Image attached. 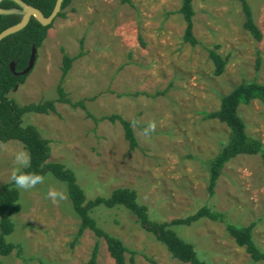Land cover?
Masks as SVG:
<instances>
[{"label": "rangeland", "instance_id": "rangeland-1", "mask_svg": "<svg viewBox=\"0 0 264 264\" xmlns=\"http://www.w3.org/2000/svg\"><path fill=\"white\" fill-rule=\"evenodd\" d=\"M246 2L260 41L244 30L236 0H193L192 32L198 45L192 47L183 40L181 0H72L64 17L51 23L32 70L8 98L19 106L57 101L61 85L72 104L83 101L85 109L56 103L55 113L25 114L22 124L36 127L49 141L50 161L74 173L88 200L127 188L136 192L155 222L185 218L206 205L234 225L254 224L253 241L264 252L260 158H235L225 165L214 196L206 193V163L233 137L231 129L206 116L241 83L264 86V0ZM214 46L226 62L218 77L206 51ZM63 53L74 59L64 78ZM237 113L246 134L264 148V103L253 100ZM112 115L132 122L137 149L129 151L118 122L102 120ZM149 123L155 129L145 135ZM20 153L27 155L18 142L0 143V186L20 167ZM17 189L20 211L11 218L14 230L6 240L21 246L22 259L13 251L0 256V264H89L96 242L95 264H113L104 241L90 231L74 242L80 221L65 184L46 175L31 189ZM50 191L65 198L53 200ZM90 215L135 253L132 263L125 255L126 264H182L124 208L98 207ZM171 229L205 264H253L221 222L201 219Z\"/></svg>", "mask_w": 264, "mask_h": 264}, {"label": "trees", "instance_id": "trees-1", "mask_svg": "<svg viewBox=\"0 0 264 264\" xmlns=\"http://www.w3.org/2000/svg\"><path fill=\"white\" fill-rule=\"evenodd\" d=\"M25 6L33 7L40 11L44 17H48L55 5L56 0H20ZM193 0H181L179 13L185 22V31L183 40L185 43L194 47L198 42L193 36L194 16L192 8ZM241 6L244 15L243 28L255 41H260L262 35L254 24L251 10L246 0H236ZM72 0H62L60 11L56 18L64 17L62 12L66 9ZM123 3L130 4V0H123ZM1 9L15 8L22 11L23 7L11 0H2ZM20 21V13H7L0 15V32L11 27ZM51 24L42 26L33 17L30 18L27 25L19 32L12 34L0 41V143L8 141L18 142L28 155L29 165L20 171L26 174H36L43 178L50 175L55 180L65 184L66 193L71 202L73 212L79 218V227L74 242L85 232L90 231L97 240H103L107 253L113 264H126L125 255L129 254V262H133L134 252L128 251L122 242L114 238L102 229H100L90 213L93 209L104 207L112 209L122 207L134 217L135 222L146 233L151 234L155 240L165 247L172 259L182 264H205L200 259L194 247L179 238L172 226H190L191 224L207 219L211 222H221L225 226L228 235L234 240L235 244L244 248L253 264L264 263V252L261 251L252 238V228L254 224L248 226L234 225L230 223L225 214L215 211L212 208L201 205L185 218L173 219L169 222H155L149 218L148 209L140 205L137 201L136 192L127 188H118L107 197H96L88 200L81 187L77 184L74 173L65 168L62 164L50 161L49 141L44 139L36 127L32 125H23L22 117L28 113L47 115L55 113L56 103L67 104L71 107H80L85 109L83 101L72 104L67 98L61 85L57 87L58 100L44 101L40 103H31L25 106H19L14 100L8 98L9 92L24 82L27 75H13L9 70L10 62L15 65V71L20 73L27 66L31 48L38 50L46 39L47 31ZM218 46L206 49L208 59L213 65V75L218 77L223 74L226 62L217 53ZM74 59L69 58L65 53L62 55L61 72L62 77L68 73ZM259 58L255 63V69L258 70ZM253 100H259L264 103V86L254 82H243L235 87L228 95L220 100L219 109L206 116L209 120H215L225 125L233 132L232 140L224 145L218 153L206 163L208 182L206 186L207 197L214 196L217 181L222 175L226 164L239 156H258L264 169V148L260 141L249 137L245 132V124L238 116L237 110L241 105H247ZM89 117V115L87 114ZM102 120H108L110 123L118 122L123 130L124 139L128 144L129 151L138 148L133 130L132 122L123 120L120 116L112 115ZM19 174V173H18ZM20 211L19 192L11 179L9 183L0 186V256L5 257L16 251V256L22 259V248L20 245H14L7 242L6 238L13 232L14 224L12 217ZM73 242V243H74ZM98 253L97 242L91 253L89 264H95ZM26 261V260H25ZM38 264H45L38 260Z\"/></svg>", "mask_w": 264, "mask_h": 264}, {"label": "water", "instance_id": "water-1", "mask_svg": "<svg viewBox=\"0 0 264 264\" xmlns=\"http://www.w3.org/2000/svg\"><path fill=\"white\" fill-rule=\"evenodd\" d=\"M16 3L21 4L19 0H14ZM62 0H56L55 5L53 7V10L51 14L48 17H44L39 10L32 8V7H23V10L20 14V21L19 23L6 28L2 32H0V41L4 38L15 34L22 30L28 23L31 17H33L38 23H40L42 26H47L52 23V21L56 18L58 12L60 11ZM6 11H3L0 9V15L6 14ZM36 52L37 50L35 48L31 49L30 56L28 59V63L26 68L21 71L20 73H17L16 75H27L33 68L35 59H36ZM10 69L12 72H14V63H11Z\"/></svg>", "mask_w": 264, "mask_h": 264}, {"label": "clouds", "instance_id": "clouds-1", "mask_svg": "<svg viewBox=\"0 0 264 264\" xmlns=\"http://www.w3.org/2000/svg\"><path fill=\"white\" fill-rule=\"evenodd\" d=\"M135 124L136 121H133V126H135ZM154 129H155V124L149 123L148 127L144 130V134L147 135L149 131H154ZM16 159L20 167H28L29 161L25 153H20ZM20 167L14 168L11 173V178L14 181V184L17 188L27 190L43 182L42 176L36 174L23 173L20 171ZM48 195L51 196L53 200H55L57 197H59L60 199L65 198L63 193L56 191H50Z\"/></svg>", "mask_w": 264, "mask_h": 264}, {"label": "flooded vegetation", "instance_id": "flooded-vegetation-1", "mask_svg": "<svg viewBox=\"0 0 264 264\" xmlns=\"http://www.w3.org/2000/svg\"><path fill=\"white\" fill-rule=\"evenodd\" d=\"M1 1L2 0H0V3H1ZM11 1H13L14 3H16L14 0H11ZM20 1V0H19ZM21 2V1H20ZM16 4H18V5H20V6H22V7H30V6H25L22 2H21V4H19V3H16ZM33 8V7H32ZM1 9V8H0ZM1 10H3V11H6L7 13H20L21 14V12L22 11H17L15 8H10V9H1ZM6 13V14H7ZM21 18V17H20ZM53 22V21H52ZM32 49V48H31ZM11 63H13V62H10V64H9V70H10V72L13 74V75H15V76H17L16 74H17V72L15 71V65H14V72H12L11 71V69H10V65H11ZM28 63V62H27ZM26 68V67H25ZM23 71V70H22Z\"/></svg>", "mask_w": 264, "mask_h": 264}]
</instances>
